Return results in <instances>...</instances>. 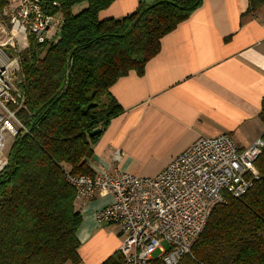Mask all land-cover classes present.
Masks as SVG:
<instances>
[{"label":"trees","instance_id":"1","mask_svg":"<svg viewBox=\"0 0 264 264\" xmlns=\"http://www.w3.org/2000/svg\"><path fill=\"white\" fill-rule=\"evenodd\" d=\"M113 1L39 0L45 14H61L58 40L2 46L18 56L26 132L13 139L0 172V264L80 263L81 214L66 173L94 174L92 142L122 110L109 87L130 70L142 73L161 37L202 2H139L119 18H98ZM8 2L0 0L2 22ZM261 5L264 0H248L246 13ZM259 117L264 125V95ZM260 138L264 142V129ZM254 165L259 177L241 196L213 207L178 264H264V145ZM100 264H122V257L116 251Z\"/></svg>","mask_w":264,"mask_h":264},{"label":"crops","instance_id":"2","mask_svg":"<svg viewBox=\"0 0 264 264\" xmlns=\"http://www.w3.org/2000/svg\"><path fill=\"white\" fill-rule=\"evenodd\" d=\"M152 1L114 0L98 18H119ZM247 7L248 0H202L161 37L142 73L130 70L109 87L122 110L92 142L88 164L94 172L120 168L150 176L198 136L226 132L241 147L261 136L264 5L249 13ZM7 33L0 20L1 46L15 44ZM112 198L107 191L76 198L79 264H100L118 251V226L95 216Z\"/></svg>","mask_w":264,"mask_h":264},{"label":"built area","instance_id":"3","mask_svg":"<svg viewBox=\"0 0 264 264\" xmlns=\"http://www.w3.org/2000/svg\"><path fill=\"white\" fill-rule=\"evenodd\" d=\"M3 14L18 46L20 41L27 46L29 40L56 42L59 38L61 14H45L39 0H16ZM22 78L17 54L0 53V172L7 163L5 132L13 139L26 132L19 116L25 109L19 87ZM263 145L257 137L240 147L220 132L198 136L154 175L138 176L114 168L93 176L66 173L65 179L76 198H90L96 191L112 194V201L95 216L98 222L118 226L122 264L158 259L178 264L190 254L213 207L225 203L227 196H241L259 177L254 162Z\"/></svg>","mask_w":264,"mask_h":264},{"label":"rangeland","instance_id":"4","mask_svg":"<svg viewBox=\"0 0 264 264\" xmlns=\"http://www.w3.org/2000/svg\"><path fill=\"white\" fill-rule=\"evenodd\" d=\"M81 6H85V3H81V4H78L77 6H75V10H78ZM80 10V9H79ZM3 16H4V22H3V24H4V26H5V30H7V32L9 33V29H8V23H7V16L6 15H4L3 14ZM7 33V34H8ZM9 36V35H8ZM21 43L20 44H22V45H24L23 44V42L22 41H20ZM3 43V41H1L0 40V53H3V50H2V46H1V44ZM16 43V42H15ZM16 46H17V48L19 49V46L17 45V43H16ZM9 54V53H8ZM9 55H11V54H9ZM5 137H6V149H7V151L9 150V147L11 146V143H12V141H13V136H11L9 133H7V132H5ZM241 147V146H240ZM171 160V159H170ZM169 162V161H168ZM165 167V166H164ZM163 167V168H164ZM160 171V170H159ZM158 171V172H159ZM94 172V171H93ZM97 173H99V172H94V174L93 175H95V174H97ZM156 174V173H155ZM85 175H88V174H85ZM93 175H90V176H93ZM228 197V196H227ZM184 257V256H183ZM182 259V258H181ZM180 259V260H181ZM158 261H160V262H162L161 260H159L158 259ZM150 263V262H149ZM164 264V263H163Z\"/></svg>","mask_w":264,"mask_h":264},{"label":"water","instance_id":"5","mask_svg":"<svg viewBox=\"0 0 264 264\" xmlns=\"http://www.w3.org/2000/svg\"><path fill=\"white\" fill-rule=\"evenodd\" d=\"M99 131H100V127H96V128H94V129H92V130L90 131V134L93 135V134H95V133H97V132H99Z\"/></svg>","mask_w":264,"mask_h":264}]
</instances>
